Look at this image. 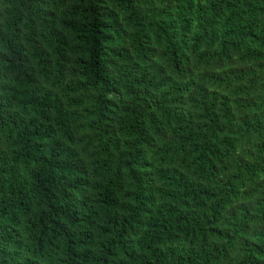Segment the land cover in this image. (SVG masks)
Here are the masks:
<instances>
[{"label":"trees","instance_id":"16d2710c","mask_svg":"<svg viewBox=\"0 0 264 264\" xmlns=\"http://www.w3.org/2000/svg\"><path fill=\"white\" fill-rule=\"evenodd\" d=\"M0 264H264V0H0Z\"/></svg>","mask_w":264,"mask_h":264}]
</instances>
